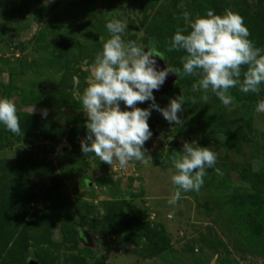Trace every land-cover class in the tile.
<instances>
[{"label":"rangeland","instance_id":"374dc122","mask_svg":"<svg viewBox=\"0 0 264 264\" xmlns=\"http://www.w3.org/2000/svg\"><path fill=\"white\" fill-rule=\"evenodd\" d=\"M207 9L240 15L264 48V0H0V97L15 102L24 133L0 126V264H264V113L254 110L264 85L258 96L230 89L234 103L225 107L211 93L200 101L191 91L198 77L176 75L154 96L165 108L183 94L184 123L152 111L150 158L121 170L81 151L78 97L109 36L105 23L123 20L126 41L158 47L166 65L182 67L184 53L166 47L183 11ZM193 141L217 163L198 192L169 205L170 155ZM130 218L155 229L167 249L156 254L133 237Z\"/></svg>","mask_w":264,"mask_h":264},{"label":"clouds","instance_id":"9594fccd","mask_svg":"<svg viewBox=\"0 0 264 264\" xmlns=\"http://www.w3.org/2000/svg\"><path fill=\"white\" fill-rule=\"evenodd\" d=\"M180 18L184 25L177 26L166 52L182 51V67L167 63V67L159 70L156 58L166 61L164 52L155 46L126 41L123 37L128 25L121 19L113 17L105 23L109 36L95 55L88 86L78 97L86 117L87 142L81 141V151L86 157L93 153L112 168L115 165L125 170L130 162L143 163L148 156L144 145L153 135L148 123L153 110L170 124L182 126L184 121L178 113L187 102L183 94L171 99L165 108L155 102L154 90L159 91L170 74L198 77L191 91L201 93L199 99L203 104L209 102L211 93L225 107L231 106L233 88L243 94L261 93L264 48L257 47L249 38L250 32L240 15L231 10L218 15L207 9L203 15L194 17L183 11ZM73 80L75 85L79 84L77 78ZM191 99L196 103L195 98ZM145 102H149L147 108L136 106ZM254 110L264 113V99L257 100ZM41 114L46 117L47 109ZM0 126L13 135L24 134L11 98L0 97ZM170 158L175 172L171 175L173 189L168 203L175 205L182 194L198 192L204 186L208 169L217 163V154L193 141L184 142L182 151L173 152ZM214 170L222 175L219 168Z\"/></svg>","mask_w":264,"mask_h":264},{"label":"trees","instance_id":"16d2710c","mask_svg":"<svg viewBox=\"0 0 264 264\" xmlns=\"http://www.w3.org/2000/svg\"><path fill=\"white\" fill-rule=\"evenodd\" d=\"M127 228L135 238L144 236L156 254L163 252L168 247V244L159 237L158 232L147 223L130 218Z\"/></svg>","mask_w":264,"mask_h":264},{"label":"water","instance_id":"95a60500","mask_svg":"<svg viewBox=\"0 0 264 264\" xmlns=\"http://www.w3.org/2000/svg\"><path fill=\"white\" fill-rule=\"evenodd\" d=\"M156 59H157L158 70L167 67V65L165 64L163 59H161L160 57H157ZM176 78L177 77H176L175 74H170L167 77V79H166L165 83L163 84V86L160 88V91H170L171 86L175 82ZM170 144H173V142L170 143Z\"/></svg>","mask_w":264,"mask_h":264}]
</instances>
